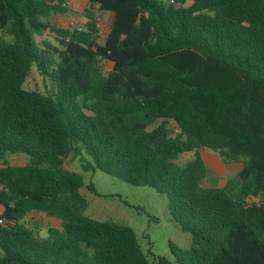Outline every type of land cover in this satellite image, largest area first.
Masks as SVG:
<instances>
[{
	"label": "trees",
	"instance_id": "16d2710c",
	"mask_svg": "<svg viewBox=\"0 0 264 264\" xmlns=\"http://www.w3.org/2000/svg\"><path fill=\"white\" fill-rule=\"evenodd\" d=\"M62 3L0 0V161L31 159L0 167V264H264V0H87L81 31L49 23ZM32 65L51 93L22 89ZM201 149L242 164L235 195L201 186ZM71 154L164 196L190 248L149 261L130 228L83 215ZM30 213L60 228L39 238Z\"/></svg>",
	"mask_w": 264,
	"mask_h": 264
},
{
	"label": "rangeland",
	"instance_id": "374dc122",
	"mask_svg": "<svg viewBox=\"0 0 264 264\" xmlns=\"http://www.w3.org/2000/svg\"><path fill=\"white\" fill-rule=\"evenodd\" d=\"M81 14L71 12L69 16L65 14L52 15L48 21L56 28L70 31L68 22L82 23L83 17ZM98 23L103 30H106L109 26L110 18L105 15L98 16ZM42 36L44 40H48L53 44V36L51 34L45 32ZM34 37L36 40L38 39L36 35ZM4 38L9 40L7 36H4ZM104 67L108 69L110 65L105 64ZM22 89L45 95L51 93L52 85L46 77L38 72L36 66L32 65ZM190 156H180L175 161V166L182 167ZM88 160L90 161L89 158ZM30 163L31 159L28 156L8 154L0 161V167L5 165L24 166ZM63 168L78 173L82 177V187L79 189V195L87 204L83 215L97 222H109L130 228L134 232L141 251L149 261H152L154 257H160L169 263H173L174 257L169 245L174 248L175 252L185 251L190 248V235L180 231L168 214L165 197L159 195L153 189L128 185L97 169L82 172L78 164V158L73 154L64 161ZM228 172L230 173L227 174ZM226 174L225 179L228 181L226 189L232 195H235L238 189V183L235 181L236 173L233 174V171L228 170ZM211 183H213L211 178L207 177L202 182V186L216 185ZM90 188H93L94 191L90 190ZM25 223L39 238H45L46 229L49 227L60 228L61 220L47 218L43 214L31 213L27 216ZM1 256L2 252L0 250Z\"/></svg>",
	"mask_w": 264,
	"mask_h": 264
},
{
	"label": "crops",
	"instance_id": "0c3cea01",
	"mask_svg": "<svg viewBox=\"0 0 264 264\" xmlns=\"http://www.w3.org/2000/svg\"><path fill=\"white\" fill-rule=\"evenodd\" d=\"M76 1H79V2H76ZM86 5H87V0H73V1H71L70 6L67 8L68 12L65 15L69 16V14L71 12H75L77 14H81L83 9L86 7ZM103 15H105L106 17L110 18L109 26L107 27L106 30H104L105 35H106L108 30H109L111 21H112V15L111 14H100L99 16H103ZM82 20H83L82 23L84 25V19H82ZM184 155H191L189 157V160L192 157L191 153L184 154ZM200 155H201V158L203 160V163L205 165L206 172H207V175H206L205 178L210 177L212 182L214 184H216V185H211V186H207V187H203L202 184H201V186L203 188H210V187L222 188L228 182L225 179V176L227 174H229L230 172H228L226 174V171L231 170V171H233V174H235V173L237 174V172L242 169V164L241 163L224 164L222 159H221V157L217 156L218 154L214 153L212 151H209V150H206V149H201ZM221 163H223V164L221 165ZM213 183H211V184H213ZM0 214H1V210H0Z\"/></svg>",
	"mask_w": 264,
	"mask_h": 264
},
{
	"label": "built area",
	"instance_id": "2783aa9c",
	"mask_svg": "<svg viewBox=\"0 0 264 264\" xmlns=\"http://www.w3.org/2000/svg\"><path fill=\"white\" fill-rule=\"evenodd\" d=\"M70 3H71V0H63L62 5L66 8H68L70 6ZM175 5L178 6V4H175ZM68 27L70 28L71 31H73V30L81 31L83 29V23L79 24V23L74 22V21H69ZM97 36L101 40L105 37V32L99 25H98ZM0 223H1V220H0Z\"/></svg>",
	"mask_w": 264,
	"mask_h": 264
}]
</instances>
